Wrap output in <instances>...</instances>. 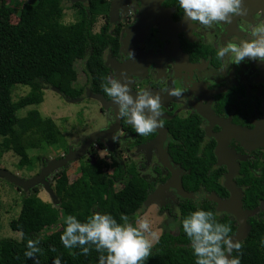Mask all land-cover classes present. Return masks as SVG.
Here are the masks:
<instances>
[{"label": "flooded vegetation", "instance_id": "obj_1", "mask_svg": "<svg viewBox=\"0 0 264 264\" xmlns=\"http://www.w3.org/2000/svg\"><path fill=\"white\" fill-rule=\"evenodd\" d=\"M112 1L98 0L105 7L94 13L87 9L89 0L62 3L70 15L78 14L83 6L90 14L93 31L103 36L105 78L127 83L133 97L141 91L160 96L163 127L147 136L137 134L118 115V107L102 87L91 89L84 60L78 59L82 82L77 84L76 78L72 86L83 91L76 98L58 93L66 101L80 103L89 99L97 105L101 119L84 139L93 132L108 131L118 122L111 134L98 136L89 144L78 160L94 162L103 158L121 164L126 171L132 169L159 189L172 172L181 180L193 168L187 162L186 166L182 164L180 158L208 155L213 158L211 170L219 174L223 199L230 196L225 186L228 178L237 188L240 206L255 209L246 215L247 222L264 205V62L246 58L239 65L229 64V57L220 60L216 52L226 43L251 39L253 28L264 25V0H244L243 14L234 15L231 22L212 26H189L177 0H119L111 9ZM175 88L184 90L181 96L168 94ZM89 92L101 95L106 104ZM99 151L103 156L96 158ZM63 155L62 150L58 156ZM172 183L158 191L156 203L150 206L157 212L164 205L165 213L176 222L177 200L183 196L182 188L178 190L173 179ZM169 189L173 190L172 203L166 195ZM187 194L195 199L200 196ZM211 195L217 196H208Z\"/></svg>", "mask_w": 264, "mask_h": 264}, {"label": "trees", "instance_id": "obj_2", "mask_svg": "<svg viewBox=\"0 0 264 264\" xmlns=\"http://www.w3.org/2000/svg\"><path fill=\"white\" fill-rule=\"evenodd\" d=\"M104 7L105 4L98 0H89L87 9L94 13ZM67 9L62 0L25 1L18 10L10 3L0 2V156L8 151L14 153L18 157L16 166L19 169H32L35 159L40 167L47 161L42 155H29V149L46 144L57 146L66 154L68 147L50 116L42 115L35 107L26 110L23 115H19L18 111L39 104L43 100V89L48 86L56 88L66 97H78L83 89L72 86L77 78L75 60H84V73L91 89H101L104 82L107 68L101 58L103 36L93 31L90 14L87 15L83 6L76 15H70ZM14 12L18 19L11 22ZM68 14L73 17L72 21ZM16 84L25 85L28 90L13 99L12 91ZM60 157L56 155L54 158ZM80 157L55 168L46 177L57 201L41 183L26 191L17 186L22 191L21 205L17 216L9 221V226L18 231L20 237H0V264H52L56 257L61 258L62 264H98L100 253L95 251L94 246L87 255H83L78 247L68 249L62 245L60 237L65 227L64 218L75 215L84 222L94 212H105L122 223L121 215L131 220L137 212L156 203L150 201L144 205L146 197L158 188L137 172L132 169L126 171L123 165H115L103 158L90 162L79 161ZM179 160L193 168L180 180L183 197L177 200L178 213L175 217L178 229L159 236V242L154 244L145 264H195L191 242L180 222L197 208L212 211L218 222L230 225L229 236L236 232L235 217L227 211L218 210L217 203L208 196L216 194L223 199L224 192L218 182V172L210 167L213 158L193 155ZM73 162H80L77 169L81 178L78 181L69 180L67 166ZM113 183L120 185L114 186ZM38 185L47 192L51 202L38 195ZM187 193L200 196L195 199L185 196ZM165 209L161 205L158 212L164 214ZM247 224V235L239 241L242 246L240 253L233 250L231 256L240 255L241 264H264V246L260 243L264 238V205L247 219ZM29 240L39 241L40 252L33 259L24 255Z\"/></svg>", "mask_w": 264, "mask_h": 264}, {"label": "clouds", "instance_id": "obj_3", "mask_svg": "<svg viewBox=\"0 0 264 264\" xmlns=\"http://www.w3.org/2000/svg\"><path fill=\"white\" fill-rule=\"evenodd\" d=\"M177 3L189 26L196 23L212 26L221 21L231 22L234 15L245 12L244 0H177ZM216 56L220 60L227 56L230 58L229 64L235 65L246 58L264 62V25L253 28L251 39L240 43L229 42L218 47ZM103 81V92L118 107V115L125 118L137 134L147 136L163 127L158 94L141 91L133 97L127 83L114 77L103 78ZM183 91L175 88L168 94L179 97ZM120 221L122 223L105 212H94L84 222L75 215H67L64 218L61 243L68 249L78 247L83 255H87L94 246L95 251L100 253L98 264H145L154 244L159 242L158 233L152 230L146 214L142 215L140 212L131 220L128 216L121 215ZM180 223L191 242L195 264H241L240 255L231 256L233 250L240 253L241 244L233 242L229 236L230 225L218 222L212 211L197 208ZM170 227L174 228L175 225ZM260 243L264 246V238ZM38 244V240H29L28 250L24 255L33 259L40 252ZM52 264H62L61 258H54Z\"/></svg>", "mask_w": 264, "mask_h": 264}, {"label": "rangeland", "instance_id": "obj_4", "mask_svg": "<svg viewBox=\"0 0 264 264\" xmlns=\"http://www.w3.org/2000/svg\"><path fill=\"white\" fill-rule=\"evenodd\" d=\"M30 0H0V2L10 3L12 6L18 10L22 6L23 2ZM18 19L17 13L14 12L10 20L11 22H16ZM72 21L73 17L70 18ZM74 66L77 70V84L82 82L81 75V61L75 60ZM16 87L12 91L13 99L18 98L19 96L25 94L28 90V87L25 85L16 84ZM43 100L37 105H29L18 111L19 115L26 113V110L29 108H37L40 113L44 116H50L53 121L56 123L58 129L61 131L66 144L71 149H77L80 147L82 139L85 135L97 127L98 121H100V115L97 111V105L91 100L87 99L82 102H71L64 100L59 93L52 87L48 86L43 89ZM85 140V139H84ZM82 144V143H81ZM62 151L61 148L57 146H48L46 144L41 148H32L28 150L29 155L35 157L37 155H42L45 160L53 158ZM98 157L103 156V152H98ZM95 158V159H96ZM94 159V157H93ZM18 157L11 151L5 152L0 156V168L6 169L11 173L16 174L19 177L29 178L34 175L39 167L40 163L35 159V164L33 168L28 170L26 168L19 169L16 166ZM77 162L69 163L67 167L68 172H70L69 180L78 181L80 180L79 171ZM110 171L113 169L109 168ZM114 186H119L120 184H114ZM38 195L45 201L51 202V198L47 192L43 189L41 185H38ZM167 199L173 200V190L169 189L166 192ZM22 199V191L17 188L13 183L7 179L0 177V237H12L19 238L20 233L18 231L12 230L9 226V221L16 217ZM147 219L151 223L152 230L157 232L160 236L164 232L174 233L177 231L178 221L174 222L173 218L167 215L166 213L156 212L153 205H149L145 213ZM170 225H175L174 228ZM58 227V226H56Z\"/></svg>", "mask_w": 264, "mask_h": 264}, {"label": "water", "instance_id": "obj_5", "mask_svg": "<svg viewBox=\"0 0 264 264\" xmlns=\"http://www.w3.org/2000/svg\"><path fill=\"white\" fill-rule=\"evenodd\" d=\"M118 1L119 0L112 1L111 9H113L115 7V5H117ZM126 1L127 0H122V3H125ZM52 88H54V87H52ZM54 89L57 91L56 88H54ZM89 94L91 96L99 99L103 105L106 104L103 102L101 95H96V94H93L90 92H89ZM117 126H118V122L116 121L114 124H112L110 126L109 130L106 132L96 131V132L91 133L86 138V140L80 145L79 148L69 149L68 152L60 158H51V159L47 160L45 162V164H43L39 168V171L36 174L30 176L29 178L19 177L16 174L11 173L10 171H8L6 169H2V168H0V177H3L5 179H7L8 181H10L11 183H13L14 185L21 187L24 191H26L29 187H31L37 183H41L44 186V189L52 197V199L54 201H57L56 196L53 194L51 188L49 187V183L46 180V177L55 168L63 166L69 160L76 159V158L80 157L81 155H83L86 148L89 146V144H91L98 136H102V135L105 136L107 134H111V132H113V130L116 129ZM172 179L174 180L175 185L177 186V189L180 190L181 189L180 180L178 177H176V172H172L171 178L162 187L160 186L159 189L156 190L152 194V196L148 195L146 197V199L144 200V205H147L150 201H155L156 200L155 197L158 194L159 190H161L162 188L163 189L166 188L169 184H173ZM225 186L227 187V189L230 192V196L228 198L220 199L217 196H212V195L210 197L217 203V209L218 210L227 211L228 213L232 214L235 217L237 228H236V232L234 234L230 235V237L233 240V242H239L244 237H246L247 231L249 228V226L245 220L246 215L254 212L255 209L247 210V209H243L240 206V199H239V196L237 194V188H235L233 181H231L227 178V180L225 182ZM188 196H190V195H188Z\"/></svg>", "mask_w": 264, "mask_h": 264}]
</instances>
